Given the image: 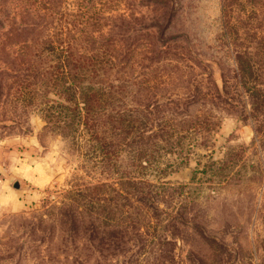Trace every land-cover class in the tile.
I'll list each match as a JSON object with an SVG mask.
<instances>
[{
    "label": "trees",
    "instance_id": "1",
    "mask_svg": "<svg viewBox=\"0 0 264 264\" xmlns=\"http://www.w3.org/2000/svg\"><path fill=\"white\" fill-rule=\"evenodd\" d=\"M152 1L158 4L165 25H151L157 32L148 31L144 37L136 33L141 39L104 33L102 5L78 2L76 11H64L58 0H30L21 11L30 15L33 27L18 26L5 35L7 42L11 37L23 38L17 56L20 74L7 73L16 91L13 96L40 105L47 127L78 150L85 145V152L80 151L84 171L98 170L106 178H116L114 183H74L57 207L46 209V215H34L25 254L44 251L48 261L61 251L65 260L70 257L69 264H106L120 250L108 234L123 198L131 201L125 227L138 243L130 256H160L166 240L153 233L159 225L150 221H159V190L144 175L152 168L162 171L161 157L181 151L184 136L207 131V119L197 121L192 107L191 87L196 84L185 77L198 57L206 56L233 72L241 102L247 104L245 118H252L261 135L255 121H261L264 108V0H219L218 33L210 40L214 46L208 47L194 34L190 38L194 49L164 38L159 43L156 35L177 16L192 22L190 0ZM0 44L4 51L6 43ZM213 52L214 57L209 54ZM148 71L177 73L174 78L167 75L152 81L166 82L160 89L176 86L186 91L155 100L158 89L144 78ZM222 81L224 87L223 76ZM154 239L159 248L148 246Z\"/></svg>",
    "mask_w": 264,
    "mask_h": 264
},
{
    "label": "rangeland",
    "instance_id": "2",
    "mask_svg": "<svg viewBox=\"0 0 264 264\" xmlns=\"http://www.w3.org/2000/svg\"><path fill=\"white\" fill-rule=\"evenodd\" d=\"M29 1L0 0V42L6 43L5 50H0V264H69L70 257L65 260L61 251L48 261L44 251L25 254L31 243L29 222L34 215H46V209L57 207L74 183H114L116 178H106L98 170L84 171L85 157L80 151L85 152V145L78 150L69 139L47 127L40 105L13 96L16 91L7 73L20 74L17 56L23 38L11 37L7 42L5 35L18 26L33 27L30 15L21 11ZM89 1L103 6L104 33L141 39L136 33L144 37L148 31L157 32L151 25H165L158 4L152 0ZM89 1L58 3L64 11H76L78 2ZM218 1L190 0L192 22L175 17L164 32L156 34L159 43L164 38L194 49L190 38L195 34L208 47L214 46L210 40L218 33ZM209 54L214 57L216 52ZM198 58L194 69L183 74L196 84V88L191 87L192 107L197 121L207 119V131L184 136L181 151L161 157L159 165L164 171L152 168L144 175L159 190V221H150L159 225L153 233L166 240L160 256H130L138 243L125 227L131 201L122 198L120 211L112 217V234H108L120 250L106 264H264V108L260 115L263 127L261 121H255L262 129L259 135L252 118H245L247 104L241 102L243 95L241 98L237 91L233 72L206 56ZM159 74H144L146 83L158 89L155 100L186 91L176 86L160 89L166 82L152 79L178 74ZM147 228L143 224V229ZM141 238L146 239V235ZM156 244L157 239L148 242V246Z\"/></svg>",
    "mask_w": 264,
    "mask_h": 264
}]
</instances>
